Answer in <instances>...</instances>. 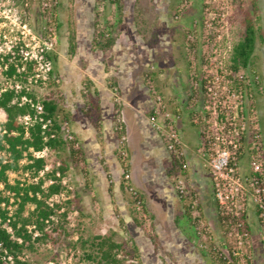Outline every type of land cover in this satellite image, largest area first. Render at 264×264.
Returning <instances> with one entry per match:
<instances>
[{
  "label": "built area",
  "instance_id": "2783aa9c",
  "mask_svg": "<svg viewBox=\"0 0 264 264\" xmlns=\"http://www.w3.org/2000/svg\"><path fill=\"white\" fill-rule=\"evenodd\" d=\"M59 3L60 0H0V98L12 93L13 105L28 108L27 113L16 119L23 129L24 139H29L31 129L40 125L42 130L48 131L51 139L60 135L66 144L78 149L81 144L70 122L49 116L43 99L37 95V89L47 87L54 78L53 56L57 46L56 11ZM205 3L208 10L210 2ZM206 25L209 26L208 21ZM191 88L187 107L191 122L199 133L196 153L204 159L209 169L216 205L214 216L219 224L221 218L224 226L223 229L220 227L221 237L217 240L213 229L206 225L204 219L195 222L199 249L214 253L227 264H264V260L258 256V249H264V135L261 116L255 106L256 96L264 90L262 81L259 76H248L241 71L235 74L230 70L216 72L199 81L192 80ZM88 92L85 88L84 94ZM198 92L201 93L200 97L196 96ZM154 114L150 122L165 137L168 151L176 153L181 146L180 154L184 156L182 137L176 129L174 116L165 110L163 98L158 94L155 97ZM7 120L6 111L0 108L2 137L9 134L5 128ZM123 128L121 125L120 130ZM11 135L18 136L19 133L15 131ZM125 140L123 136L121 144ZM52 153L47 146L41 150L30 148L19 162V169L7 171V183L0 182V198L4 196L9 199L10 205L2 202L1 207L8 208L10 215L19 210L23 193L18 197L7 185L18 184L21 188L38 185L40 179H45L52 169L56 171L55 178L46 181L42 189L59 181L61 191L49 198L43 197L41 192H31L30 196L35 195L39 200H44L50 208L57 204L63 205L74 197L71 179L63 176L58 169L61 162L57 161L54 167L48 163ZM121 154L125 155V151H121ZM29 156L34 161L44 160L47 165L38 174L25 169V166L33 163ZM0 162L2 165L13 163L10 146L5 142L0 146ZM125 181L127 191L133 200H138L136 205L141 209L140 194L131 185L130 175L125 176ZM175 188L181 199L193 193L189 180L182 176L176 177ZM28 207L31 211L35 209L34 204H28ZM197 207L193 202L192 216L201 218ZM25 215L28 216L29 212ZM67 219L70 226L74 227V216L70 214ZM58 221L55 214L46 220V224ZM4 223L0 217L3 228L13 233L9 225L11 219L8 218ZM252 224L257 232L256 238L253 236ZM29 232L33 239L40 235L35 225L29 227ZM1 259L7 264L15 263L14 256L7 250L2 252ZM18 259L24 262L27 256L21 254ZM48 264L56 263L51 261Z\"/></svg>",
  "mask_w": 264,
  "mask_h": 264
},
{
  "label": "rangeland",
  "instance_id": "374dc122",
  "mask_svg": "<svg viewBox=\"0 0 264 264\" xmlns=\"http://www.w3.org/2000/svg\"><path fill=\"white\" fill-rule=\"evenodd\" d=\"M97 1L60 0L56 11V36L64 39L66 36H70L73 31L75 36H82L84 38L82 44H85L88 51L91 40L95 48L96 43H99L101 40L100 35L110 36L109 25L108 23L104 24L103 21L109 18L108 22L115 23V14L111 9L101 10ZM206 1L210 2L208 10L205 5ZM128 3L131 5V9H128L127 13L133 10V16L125 18L124 27H122L126 33L125 36H160L159 42H156L153 46L147 45V54L142 57L145 60L144 63H147V72L149 70L153 71L156 77L162 74L161 82H173L176 80L179 89L174 91V95L180 99L183 97L187 105L189 103L187 98L192 93L191 81H199L206 76L214 75L216 72H229L232 70L235 74L241 71L248 76L256 75L260 77L264 86V0H179L176 7L173 5L169 6L168 0H129ZM68 7L71 9L68 10ZM247 18L254 20L257 31V37L254 40V52L252 53L250 67L244 68L243 66H239L238 70L235 71L232 68V55L234 48L243 38ZM206 21H208L209 26L206 25ZM119 35V32L113 34V36ZM57 47L60 49V54L66 52L67 48L62 50L58 43L56 50ZM153 50L152 54L151 51ZM72 60L73 64L80 65L79 60L83 59L81 56ZM57 67L60 68L59 62L57 63ZM156 79L152 83H148V90L154 97V100L157 94L162 96L165 110L172 114V109L167 105L168 99L162 95L161 83ZM81 88L80 91L75 88L71 93L80 99H82V96H89L90 91L87 95L84 94L86 88L84 83H82ZM37 95L42 99L51 98L50 96L42 97L41 88L37 89ZM197 95L200 97L201 93L198 92ZM56 98L64 109L66 99L61 90ZM255 106L261 116L264 135V90L256 96ZM179 108L181 111V107ZM86 110L89 109L86 108ZM189 120L192 125L190 118ZM189 128L193 127L189 126ZM192 131L197 132L198 130ZM156 132L158 133V131ZM158 134L166 143L165 138L160 133ZM179 149L181 152V146ZM64 157L65 155H63ZM57 161L62 162L61 159L53 155L48 163L54 167ZM156 170L158 174L156 180L162 181L163 177H165L164 175H166V170L163 167ZM75 171L80 172L81 169ZM175 178L167 181L171 185L173 192H175ZM189 183L196 197L191 195L187 204L192 205L194 202L203 215V210L206 208H208L207 211L209 213L214 208V204L209 200V193L203 189L202 196H205V198H201L199 195L200 189L193 186L190 179ZM72 185L74 187V197L70 199L74 200L72 209L67 208L66 205H62V208L56 212L59 223H63L64 229L71 233V236L67 237L63 229H60L57 233H53V238L42 243L39 251L25 253L28 264H48L51 261L58 264H88L80 259L82 249L78 247L77 250H71L72 244L81 242L80 237H82L83 241L91 242L94 236L110 235L111 233L115 234V239L123 243L131 254L129 257H126V264H182V259L178 256L181 254V236L178 239L176 238L178 234L171 230L174 228L171 225L175 220V224L183 228L192 238L193 235L195 236V229L184 215L183 209H181V215L177 212L172 213L168 208V204L160 199L157 190L160 185L153 186V190L151 191L152 203L154 202L152 204L154 213H151L153 216L145 211L146 206L143 201L141 209L135 208L133 204V211L129 214L126 213L125 216L124 212L114 209V212L110 216L102 214L100 218L95 207L94 210L88 213L81 189L77 187L74 181H72ZM194 198H196V202ZM30 211L27 206L25 214ZM207 211L203 219L206 225L211 226V230L213 229L214 235L215 237L217 236L218 240L221 237V228L217 218L212 214L208 215ZM66 212L68 213L67 218L70 214L74 216V227L70 226L67 218L63 219L62 214ZM134 217L138 218L146 226L148 235L142 233L141 236L137 237L130 230V227H134L132 225ZM89 243H87V247H89ZM189 244L192 243L189 242ZM189 244L188 246L190 247L191 245ZM136 245L144 247L142 248V253L140 252L138 256L133 251V247ZM119 256V258L122 257L121 254ZM192 264L218 263L211 260L205 263L197 259Z\"/></svg>",
  "mask_w": 264,
  "mask_h": 264
},
{
  "label": "crops",
  "instance_id": "0c3cea01",
  "mask_svg": "<svg viewBox=\"0 0 264 264\" xmlns=\"http://www.w3.org/2000/svg\"><path fill=\"white\" fill-rule=\"evenodd\" d=\"M128 2L129 0H123V15L124 13L125 15L122 18L124 21L122 26L117 27V30L111 28L113 25L117 26L116 15L113 24L108 22L109 18L105 20L107 22L103 21L104 24L108 23L110 31L120 33L119 36H113L115 43L109 51H105L97 45L94 48L92 40L90 45L88 44V51L85 44H82L84 40L82 36H74V45H71V36H66L64 39L56 36L61 49H67L65 53L60 54V49L57 47L54 53V78L48 84L49 86L42 87L41 90L42 97L50 96L51 98L47 99L56 100L59 107L62 108L63 106H60L56 98L61 90L66 99L64 109L67 119L60 117L58 120L70 122L85 153L86 161L81 163L83 171L71 169L69 174L77 187L81 189L88 213L94 210V207L99 218L102 214L110 216L114 209L124 212V216L126 213H131L133 211L132 196L126 188L125 169L120 159V149L123 147L121 145L122 137H119L117 131V124L120 123L125 132L124 145L128 156L127 170L130 175V183L143 196L145 211L150 215L154 213L151 191L153 186L160 185L157 188L160 199L168 204L172 213L177 212L181 215L183 205L188 206L189 204L182 202L175 188V192H173L171 185L169 182L167 183L170 179L173 180L170 178V172L173 169L172 153L168 151L166 143L158 134L160 132L157 133L150 122L155 109V100L148 90V83H152L157 78L156 80L161 83L162 95L168 99L167 105L172 109L176 129L182 137V150L186 166L189 168L188 180L190 179L193 186L200 189L201 198H205L202 196L203 189L207 190L209 200L214 204V208L209 213L208 208L204 209V215L207 211L208 215L214 216L216 205L212 195L210 173L204 159L196 153L199 134L198 131H192L197 128L190 123L188 105L183 97L180 99L174 95V91L179 89L176 80L161 82L162 74L156 77L153 71L147 72V63H144L145 60L142 57L147 54V45L153 46L159 42L160 36H125L126 33L122 29L125 18L133 16V10L127 13L128 9H131ZM168 3L169 6L176 7L178 0H168ZM153 52L154 50L151 51L152 54ZM81 56L83 60H79L80 65L73 64L72 59ZM58 62L60 68L57 67ZM89 81L93 83L89 88V98L82 96L80 99L71 93L75 88L80 91L82 83L87 84ZM85 107L89 110H86ZM179 107H181V111ZM189 126L193 128H189ZM160 167L166 170L162 181L156 180L158 176L156 169ZM90 185H92V189L88 190L87 187ZM182 211L185 215V210ZM159 212L161 213V211ZM200 212L202 213V211ZM135 217L132 220L134 227H130V230L137 237L142 233L148 235L146 226ZM171 226L174 227L171 230L178 234L176 238L181 236V254L178 256L181 257L182 264H189V262L192 264L197 259L205 263L209 260L213 261L205 251L199 249L195 232V236L193 235L192 238L183 228L175 224V220ZM252 228L253 236L256 238L257 232L254 224H252ZM214 230L216 231V229ZM131 235L133 234L131 233ZM188 244L191 246L189 247ZM134 247L137 249V256L140 252L142 253V248H144L139 245ZM258 253V256L264 260V249H258ZM168 258L170 259V257Z\"/></svg>",
  "mask_w": 264,
  "mask_h": 264
},
{
  "label": "trees",
  "instance_id": "16d2710c",
  "mask_svg": "<svg viewBox=\"0 0 264 264\" xmlns=\"http://www.w3.org/2000/svg\"><path fill=\"white\" fill-rule=\"evenodd\" d=\"M97 2L101 6L100 8H102L103 6L101 10L106 8L113 10V13L117 18V26L113 25V27L111 26V28H115L117 30V27L119 28V26H121L123 22V0H98ZM256 33L257 31L254 20L252 18H247L246 30L243 34V38L234 48L232 55V68L235 71L238 70L239 66H243L244 68L250 67L252 53L254 52V40L257 37ZM113 34L114 32L110 31V36L105 37L104 34L100 35L101 40L99 39L100 41L99 43H96V45L100 46L105 51L111 50L112 46L115 43ZM70 36L71 45H74L75 34L73 31L71 32ZM91 84L93 83L89 81L87 82V84H85V87L89 89ZM85 97L88 98V96ZM12 99V93H6L3 97L0 98V108L5 110L7 113L8 120L5 124V128L9 133L3 137L0 135V146L3 145V142L8 144L10 146L13 158V163L11 164L2 165V163L0 162V182L7 183V171L18 170L19 162L22 160L24 153L27 152L30 148H33L34 150H41L46 146L50 147V149L52 150V156L55 155V157L61 159V166L58 169L63 176H68L72 182V177L69 174L71 169H81L83 171L81 163H85L86 161L85 153L82 147L74 149L73 146L66 144L63 141L62 137L58 134L57 138L51 139L48 131L42 130L40 125H36L31 129V137L29 139H24L23 129L20 125H18L16 119L19 115L27 113L28 108H20L18 105H13L11 103ZM43 103L49 116L56 117L57 120L60 119V117H63V119H67L66 111L59 107L56 100L43 99ZM153 115L155 114L153 113ZM121 125L122 124L120 123L117 124V131L120 138L125 134L124 128L120 130ZM15 131L19 133L18 136L11 135V133ZM121 145H123V147H121L120 152L125 150V155H122L120 153V159L125 169V178L126 175H129L127 170L128 156L126 155L124 143ZM177 150L178 151L176 153H173L171 156L173 161V169L170 172V178H175V176L180 175L188 179L189 168L186 167V159L180 154L179 147L177 148ZM63 155H65L64 158ZM29 159L33 163L28 164L24 168L30 169L37 174L47 165V162L44 160L34 161L31 156H29ZM55 172L56 171L54 169H52L51 172H48L45 179H40L38 185H27L23 188H21L18 184L14 186H10L9 184L7 185V188L11 189L14 194L17 193L18 197L21 196V193H23V195L20 198L21 200L19 202V210L12 215H10L8 208L1 207L2 202H7V206H9V199L4 196H1L0 198V217L2 218V223L5 224L4 222H6L8 218H10L11 223L9 225L13 229V233H9L6 229L3 228V224H0V264H7L1 259L2 252L4 250H7L9 254L14 256V264H28L27 261H20L18 259V256L21 254H25L26 252L30 253L39 251L40 245L46 242L48 239H52L53 233H57L60 229H63L64 234L67 237L71 236V233L64 229L63 223H59V221L52 222L51 225L46 224V220H48L52 215H55L57 210L62 208V205L57 204L54 206V208H50L46 205V202L44 200H39L35 195L32 197L30 196L31 192L34 194L36 192H41L43 197L49 198L53 194L59 193L62 189L59 181L49 187H46L45 189H42L46 181L51 178H55ZM87 189H92V185L88 186ZM192 195L194 197L195 193L193 192ZM139 199L141 200L143 205L144 199L141 194L139 195ZM189 199L190 197L182 198L181 201L188 202ZM137 201L138 200H133L132 198V202L135 208H138L136 205ZM73 202L74 200H70L69 202L66 201L63 205H66L67 208L72 209L71 207ZM28 204H34L35 209L33 211H30L29 215L26 216L25 210ZM183 209L185 210V215L192 226L197 225V223L195 222H197L199 219L204 218L201 212V218H194L192 216L193 209L191 208V204L188 206L184 204ZM197 209H199V207H197ZM67 214V212L62 214L63 219L67 218ZM219 222L220 227L223 229L224 226L222 224L221 218H219ZM33 225H35L36 230L40 232V235L36 239H33L32 233L29 232V227ZM47 226H50L49 230L47 229ZM80 239L81 242L73 243L70 249L77 250L78 247H80L82 249V256L80 257V259L88 264H126V257H129V255H131L130 252L125 248V245L115 239L114 233H111L110 235L94 236L92 238V241H89L90 243L88 241H83L82 237H80ZM87 243L90 244L89 247H87ZM133 251L137 254V249L135 247H133ZM120 254L122 255L121 258L118 257ZM206 254L209 255L211 259H213V261L218 264H227V261L225 262L222 258H219L217 255L210 251L206 252Z\"/></svg>",
  "mask_w": 264,
  "mask_h": 264
},
{
  "label": "flooded vegetation",
  "instance_id": "af4514ba",
  "mask_svg": "<svg viewBox=\"0 0 264 264\" xmlns=\"http://www.w3.org/2000/svg\"><path fill=\"white\" fill-rule=\"evenodd\" d=\"M178 3H179V0H178Z\"/></svg>",
  "mask_w": 264,
  "mask_h": 264
}]
</instances>
